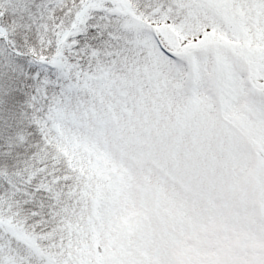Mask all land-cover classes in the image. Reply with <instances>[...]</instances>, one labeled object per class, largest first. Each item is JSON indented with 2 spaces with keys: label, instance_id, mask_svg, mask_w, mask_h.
<instances>
[{
  "label": "snow or ice",
  "instance_id": "6c2138e0",
  "mask_svg": "<svg viewBox=\"0 0 264 264\" xmlns=\"http://www.w3.org/2000/svg\"><path fill=\"white\" fill-rule=\"evenodd\" d=\"M0 264H264V0H0Z\"/></svg>",
  "mask_w": 264,
  "mask_h": 264
}]
</instances>
